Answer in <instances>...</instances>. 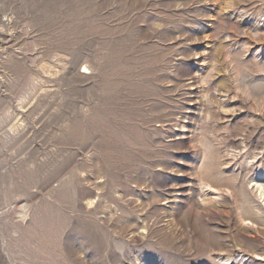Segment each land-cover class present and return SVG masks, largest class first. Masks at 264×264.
<instances>
[{
    "label": "rangeland",
    "instance_id": "rangeland-1",
    "mask_svg": "<svg viewBox=\"0 0 264 264\" xmlns=\"http://www.w3.org/2000/svg\"><path fill=\"white\" fill-rule=\"evenodd\" d=\"M0 264H264V0H0Z\"/></svg>",
    "mask_w": 264,
    "mask_h": 264
}]
</instances>
